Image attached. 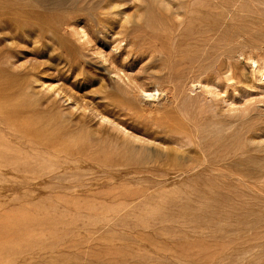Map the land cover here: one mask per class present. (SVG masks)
I'll list each match as a JSON object with an SVG mask.
<instances>
[{"label":"rangeland","instance_id":"rangeland-1","mask_svg":"<svg viewBox=\"0 0 264 264\" xmlns=\"http://www.w3.org/2000/svg\"><path fill=\"white\" fill-rule=\"evenodd\" d=\"M176 19L188 30L169 46ZM252 60L264 65V0H0V264H264V82ZM112 65L145 86L170 74L185 118L208 106L220 121L150 140L133 116L166 111L171 94L164 107L134 95ZM201 71L227 93L190 91Z\"/></svg>","mask_w":264,"mask_h":264},{"label":"bare ground","instance_id":"bare-ground-1","mask_svg":"<svg viewBox=\"0 0 264 264\" xmlns=\"http://www.w3.org/2000/svg\"><path fill=\"white\" fill-rule=\"evenodd\" d=\"M119 1V0H118ZM131 1V0H130ZM123 3V2H122ZM110 4H113V3H110ZM121 4V3H120ZM176 4V3H175ZM210 5V4H209ZM173 6H175V5H173ZM106 7V6H105ZM188 7V6H187ZM125 8V7H124ZM210 8V7H209ZM102 10V9H101ZM117 11H119V10H117ZM127 11V10H126ZM182 11V10H181ZM114 11H112V13H113ZM111 13V12H110ZM117 13H120V12H117ZM124 13V12H123ZM109 14V13H108ZM140 14V13H139ZM177 14V13H176ZM179 15V14H178ZM116 16V15H115ZM117 16H119V15H117ZM121 16V15H120ZM119 16V17H120ZM125 16V18L127 17V15H124ZM168 16V15H167ZM114 16H112V18H113ZM122 18V17H121ZM131 18H133L132 16H131ZM185 18V17H184ZM120 19V18H119ZM77 20V19H76ZM76 20H74V21H76ZM149 20V19H148ZM73 21V22H74ZM129 21V20H128ZM92 22H94V21H92ZM115 22V21H114ZM117 22V21H116ZM120 22H121V20H120ZM153 22V21H152ZM70 23V22H69ZM68 23V24H69ZM75 23V22H74ZM73 23V25H74V27L73 28H75V26L77 25V23H75L74 24ZM126 23H128V22H126ZM131 23V22H130ZM154 23V22H153ZM68 24H66V25H68ZM91 24V23H90ZM99 24V23H98ZM186 24V22H185V20L184 19H176V20H173V21H171V23L168 25L169 26V28H168V30H169V35H171V38H170V40H166L167 41V44L170 46L171 45V43H172V40H174V39H172L173 37L176 39V38H178L180 41H182L183 39H184V35H185V33H186V31L188 30V26L187 25H185ZM72 25V26H73ZM103 25H105V24H103ZM118 25H119V23H118ZM134 24H132V26H133ZM138 25V24H137ZM72 26H68V27H72ZM107 26V25H106ZM117 26V25H116ZM143 26V25H142ZM151 26V25H150ZM91 27H92V25H91ZM94 27V26H93ZM108 27V26H107ZM145 27V26H144ZM69 28V29H70ZM79 28V27H78ZM95 28V27H94ZM105 29H106V27H104ZM114 28V27H113ZM126 28V27H125ZM147 28V27H146ZM153 28V27H152ZM90 26H89V32H90ZM127 29V28H126ZM74 31L76 32V33H80V34H82V35H86V32H87V27H86V32H85V30H84V28H80V29H78L77 31H76V28L74 29ZM74 31H72L71 33H73L74 34ZM121 31H122V29H121ZM128 31H129V27H128ZM131 31H132V29H131ZM147 31H148V29H147ZM119 32V31H118ZM117 32V34H119ZM138 31H136V33H137ZM149 32V31H148ZM150 32H152V31H150ZM149 32V33H150ZM110 33V32H109ZM108 33V34H109ZM156 33V32H155ZM72 34V35H73ZM89 34V33H88ZM102 34V33H101ZM106 34H107V32H106ZM111 34V33H110ZM113 35H111L112 37H114V34H115V32L114 33H112ZM117 34H115V35H117ZM74 35H76V34H74ZM104 35V34H103ZM127 35H129V34H127ZM78 36V35H77ZM88 36V35H87ZM155 36V35H154ZM190 36V34H188V36L187 37H189ZM75 37V39H76V36H74ZM80 37H83V36H79V37H77L78 38V40H80L79 38ZM117 37H118V35H117ZM120 37V36H119ZM84 38V37H83ZM83 38H81V40L83 39ZM121 39L119 40V38H118V40H119V42L120 41H124V39H125V34H123L122 35V37H120ZM144 38V37H143ZM200 38V37H199ZM85 39V38H84ZM83 39V41L84 42H82V43H85V44H87V43H90L92 40L91 39H89V40H91V41H89L88 42V40H84ZM114 39V38H113ZM141 39V38H140ZM116 40V39H115ZM132 40H133V38H132ZM122 41V42H123ZM118 42V41H117ZM129 42V41H128ZM124 43V42H123ZM123 43H120L121 44V46H122V44ZM130 43V42H129ZM134 44V43H133ZM179 44V43H178ZM128 45V44H127ZM131 45H132V43H131ZM209 45V44H208ZM187 46V45H186ZM204 46V45H203ZM117 47V46H116ZM115 47V48H116ZM133 47V46H132ZM138 47V46H137ZM136 47V48H137ZM206 47H207V45H206ZM123 48H124V45H123ZM172 48V47H171ZM196 48H198V47H196ZM117 49H118V47H117ZM125 49V48H124ZM126 49H127V47H126ZM129 49V48H128ZM130 49H131V47H130ZM133 49V48H132ZM131 49V50H132ZM119 50V49H118ZM128 51V50H127ZM126 51V52H127ZM172 51H173V49H172ZM124 52V51H123ZM129 53V52H128ZM204 53V52H203ZM101 54V53H100ZM125 55H127V54H125ZM125 55L123 54V56L125 57ZM139 55V54H138ZM201 55V54H200ZM102 56V55H101ZM105 56V55H104ZM128 56V55H127ZM202 56V55H201ZM212 56H213V54H212ZM100 57V56H99ZM136 57V56H135ZM252 57V56H251ZM250 57V59H252ZM126 58V57H125ZM175 58V57H174ZM228 58V57H227ZM226 58V59H227ZM101 59H102V57H101ZM107 59V58H106ZM109 59V58H108ZM107 59V60H108ZM171 59V58H170ZM201 59V58H200ZM199 59V60H200ZM103 60H104V58H103ZM102 60V61H103ZM126 60H128V58L126 59ZM172 60V59H171ZM255 60V59H254ZM258 60V59H257ZM229 61V60H228ZM253 61V60H252ZM260 61V60H259ZM110 62H113V61H110ZM104 63H105V61H104ZM104 63L102 62V64L104 65ZM171 64H172V62H170ZM204 63V62H203ZM261 62H259V64H260ZM263 63V62H262ZM261 63V64H262ZM134 64V63H133ZM174 64V63H173ZM228 64H229V62H228ZM253 64H255V66H254V70H255V72H257L258 73V80H260V81H262V82H264V65H259V64H257L256 63V61H253ZM115 65V64H114ZM114 65H112L113 66V72L118 76V78L120 79V82H123V83H126V82H128V84L131 86L130 87V90L131 91H134V95H137V93H139L143 98H145L146 100H151V101H153V100H159V101H161V105L164 107L165 105H166V103H165V101L167 100V101H170V97H169V95L171 94V96H172V101H170V103H171V108H169V109H167L166 111H163L162 113H148V114H146V113H141V114H139V115H135V116H133V118H134V120L137 122L136 124L139 126V125H141V127H142V130H146V131H148V129H152L153 130V134H151L149 137H150V140H152V138H155L156 139V141H157V139H160V137H161V133H169L168 131H170L171 130V128H172V130H171V132L173 131V129L174 128H176L175 129V131L176 130H178V129H181V128H185V127H187L189 124L190 125H194V123L196 122H199V123H197V124H204V123H207V122H210V124H213V122L214 121H220V120H215L214 119V116H216L215 115V113H213L212 112V114H214V115H210L209 114V107L207 106L206 108L203 106V108H198V106H195V107H197L198 108V114L196 115V117H198V118H196L195 117V115H193L194 117L193 118H185V117H187L188 115L186 114V113H184L183 111V108H181V107H184L185 106V100L183 101L184 102V106H183V103H181L182 104V106H180L179 108H178V102H177V98L179 97H176L175 96V94H173V91H174V85H172V81H174V82H176V81H178V80H173L172 78H171V76H170V74H168L167 76L165 75V73L164 72H160V73H153V72H150L149 73V78L152 80V82H153V85L152 86H145L144 85V83H139L140 81H137L135 78H132V76H133V72H132V75L130 74H126L127 72H123L124 70H125V68H124V70H122V67H119V66H114ZM154 65V64H153ZM122 66V65H121ZM125 66H127V65H125ZM130 66V65H129ZM172 66V65H171ZM66 67H67V65H66ZM109 67V66H108ZM128 67V66H127ZM132 67V66H131ZM155 67H157V66H155ZM154 67V68H155ZM174 67V66H173ZM196 67V64H192V66L189 68V70L188 71H190V72H193L194 71V68ZM202 67V66H201ZM204 67V66H203ZM214 67H215V65H214ZM214 67L212 68V69H214ZM69 68V67H68ZM130 68V67H129ZM152 68V67H151ZM150 68V69H151ZM172 68V67H171ZM219 68V67H218ZM66 69V68H65ZM70 69L71 68H69V72H70ZM132 69V68H131ZM149 69V70H150ZM153 69V68H152ZM162 69V68H161ZM203 69V68H202ZM211 69V70H212ZM128 70V69H127ZM187 70V69H186ZM209 70V69H208ZM224 70V69H223ZM229 70V69H228ZM231 70V69H230ZM229 70V71H230ZM111 71V70H110ZM157 71V70H156ZM170 71V70H169ZM216 71V70H215ZM220 71V70H219ZM232 71V70H231ZM234 71V70H233ZM232 71V72H233ZM130 72V73H131ZM148 72V71H147ZM190 72H188V73H190ZM210 72V71H209ZM218 72V71H217ZM223 72V71H222ZM226 72H227V70H226ZM225 72V73H226ZM111 73V72H110ZM164 73V74H163ZM234 73V72H233ZM196 74H198V73H196ZM218 74H219V72H218ZM229 74V73H228ZM191 75H193V74H191ZM210 74H208L206 71H201V72H199V74L197 75V76H195L194 78H192L190 81H188L189 83H190V86H189V90L190 91H192L193 89H197V88H199L200 89V91H204L205 93H208V94H210V95H220L221 93H227V91L226 90H224V89H222L221 88V86L217 83V82H219L216 78V76L215 77H211V76H209ZM234 76V75H233ZM238 76V75H237ZM236 76V77H237ZM135 77H136V75H135ZM188 77V76H187ZM193 77V76H192ZM220 77V76H219ZM117 78V79H118ZM189 78V77H188ZM176 79H177V77H176ZM220 79V78H219ZM233 78L231 77V79L230 80H232ZM213 80H214V82H215V80H216V82L214 83L213 82ZM238 80L240 81V79L238 78ZM237 80V81H238ZM238 81V82H239ZM173 82V83H174ZM238 82H236V83H238ZM240 82H242V81H240ZM165 83H166V85H165ZM185 83V82H184ZM126 85V84H125ZM225 86H227V84L225 85ZM239 89V88H238ZM236 90V89H235ZM240 91V90H239ZM240 93V92H239ZM238 93V94H239ZM224 94V95H225ZM231 94V93H230ZM184 97H187V96H184ZM183 97V98H184ZM187 99V101H188V99L189 98H186ZM191 99V98H190ZM222 100H224V98H222ZM231 100V99H230ZM225 101H226V99H225ZM110 104V103H109ZM180 104V105H181ZM188 104H190V101H188ZM187 104V105H188ZM196 104V103H195ZM106 105H108V104H106ZM112 106H113V108H114V110L115 109H117L118 111H123L124 110V106L123 105H120V103L119 104H111ZM193 105H194V103H193ZM203 105V104H202ZM123 106V107H122ZM200 107H202V106H200ZM211 107V106H210ZM107 108H112L111 106H107ZM112 108V109H113ZM129 110H132V108H133V106H128L127 107ZM155 108H157V107H155ZM93 109H95V108H93ZM182 109V113L184 114V115H182L183 117L182 118H179L178 117V114H179V112L181 113V110ZM191 109V108H190ZM196 109V108H195ZM211 109V108H210ZM95 111V110H94ZM116 111V110H115ZM192 111V110H191ZM190 111V112H191ZM196 111H197V109H196ZM211 111H213V110H210V112ZM114 112V111H113ZM189 112V111H188ZM193 113H195V112H193ZM185 114L187 115V116H185ZM189 114V113H188ZM96 115H98V114H96ZM210 115V116H209ZM191 116V115H190ZM208 116L210 117V118H208ZM103 117V116H102ZM103 119H105V120H107V119H109V118H106V117H104ZM221 119V118H220ZM108 121V120H107ZM109 122V121H108ZM221 123V122H220ZM111 124H113V123H111ZM116 125H119V126H121V128H123V130H125V127L123 126V125H121V124H119V123H115ZM114 125V124H113ZM187 125V126H186ZM207 125H209V123L207 124ZM115 126V125H114ZM183 126H185V127H183ZM196 126H198V125H196ZM201 126V125H200ZM192 127V126H191ZM190 127V128H191ZM209 127H210V125H209ZM209 127H207L208 129H209ZM118 128V127H117ZM121 128H120V131H122L121 130ZM190 128H188L187 127V129L185 130V132L187 131V130H189ZM202 128V127H201ZM119 129V128H118ZM193 129V128H192ZM196 129V132L198 131L197 129H199V128H195ZM213 129V128H212ZM201 130V129H200ZM141 131V130H140ZM174 131V132H175ZM184 131V129L183 130H181V131H179V132H181L180 134L182 135V134H184V133H182ZM191 131H193V130H190V132ZM207 131H209V130H207ZM123 132V131H122ZM179 132H177L176 134H178ZM194 132V131H193ZM201 132V131H200ZM206 132V131H205ZM212 132V131H211ZM124 133V132H123ZM126 133H127V131H126ZM186 133H189V132H186ZM128 135H129V133H127ZM131 134H132V132H131ZM143 134V133H142ZM191 134H192V132H191ZM198 134V133H197ZM197 134H195V133H193L192 134V138L191 139H193V141L196 143V145L199 147H197L198 149H200V150H202V151H204L203 149H204V147H200L199 146V142L200 143H202L201 141H204L205 142V140H207V139H205V140H202L201 139V141H199V137H198V135ZM211 134V133H210ZM134 136H135V134H133ZM132 135V136H133ZM145 135V134H144ZM164 135V134H163ZM170 135H173V133L171 134V133H169V135L168 136H170ZM201 135V134H200ZM219 135V134H218ZM132 136H130V138L132 137ZM139 136V135H138ZM152 136V137H151ZM175 136V135H174ZM186 136H188L187 134H186ZM217 136V135H216ZM137 137V136H136ZM143 137V136H142ZM182 137V136H181ZM184 137V136H183ZM198 137V138H197ZM134 138V137H133ZM139 138V137H138ZM141 138V137H140ZM202 138V137H201ZM132 139V138H131ZM135 139V138H134ZM142 139V138H141ZM146 139V138H145ZM145 139H143V140H145ZM155 139L154 140H152V141H155ZM173 139H175L174 137H173ZM172 139V140H173ZM204 139V138H203ZM138 140H140V139H138ZM147 140V139H146ZM162 140V139H161ZM160 140V141H161ZM176 140H178V139H176ZM183 140V139H182ZM217 140H218V138H217ZM175 141V140H174ZM208 141V140H207ZM144 142H147V141H144ZM149 142V141H148ZM151 142V141H150ZM165 142V141H164ZM213 142H216V141H214L213 140ZM173 143H176V146H178L179 145V148L181 147L182 148V146L184 145V144H182V143H180V142H178V141H175V142H173ZM207 143H210V141L209 142H207ZM205 144H206V142H205ZM211 144V143H210ZM209 144V145H210ZM213 144H215V143H213ZM217 144V143H216ZM187 145V144H186ZM190 145H191V142H190ZM208 145V144H207ZM184 147V146H183ZM189 147H191V146H189ZM194 147V146H193ZM212 147H213V145H212ZM188 148V147H187ZM183 149V148H182ZM186 149V148H185ZM211 150V149H210ZM209 150V151H210ZM207 151V150H206ZM217 151V150H216ZM204 153V152H203ZM208 153V152H207ZM213 153V152H212ZM204 154H206V153H204ZM216 154V153H215ZM214 154V155H215ZM209 157H210V155H208ZM207 156V157H208ZM170 157V156H169ZM206 157V155H205V158H207ZM208 157V158H209ZM210 158H212V157H210ZM215 159H216V155H215V157H214ZM221 159V158H220ZM206 160V159H205ZM217 160V159H216ZM221 160H224V158L222 157V159ZM211 161V160H210ZM218 161H220L219 159H218ZM212 162V161H211ZM200 163V162H199ZM205 163H207V162H205ZM210 163V162H209ZM215 163V161L213 160V164ZM220 163H222V162H220ZM211 164V163H210ZM219 164V163H218ZM218 164H217V166H218ZM200 165V164H199ZM203 166V165H202ZM204 166H206V165H204ZM214 166V165H213ZM208 167V166H207ZM210 167H212V166H210ZM204 168V167H203ZM206 168V167H205ZM209 169V168H208ZM210 169H212V168H210ZM216 170V169H215ZM179 171V170H178ZM180 172H182V171H180ZM179 172V173H180ZM183 172H185L184 170H183ZM182 172V173H183ZM176 173V172H175ZM181 173V174H182ZM177 174V173H176Z\"/></svg>","mask_w":264,"mask_h":264}]
</instances>
